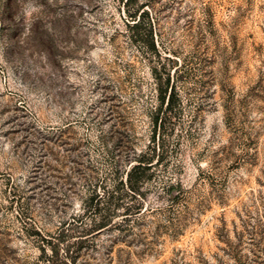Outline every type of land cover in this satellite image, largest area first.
<instances>
[{
	"label": "rangeland",
	"instance_id": "1",
	"mask_svg": "<svg viewBox=\"0 0 264 264\" xmlns=\"http://www.w3.org/2000/svg\"><path fill=\"white\" fill-rule=\"evenodd\" d=\"M125 1L0 0V264L58 241L74 264H264V0H139L159 55ZM156 70L177 99L153 141ZM162 137L145 195L87 234Z\"/></svg>",
	"mask_w": 264,
	"mask_h": 264
},
{
	"label": "trees",
	"instance_id": "2",
	"mask_svg": "<svg viewBox=\"0 0 264 264\" xmlns=\"http://www.w3.org/2000/svg\"><path fill=\"white\" fill-rule=\"evenodd\" d=\"M126 11H127V26L132 32L133 40L140 42L146 46V48L156 55L160 54V50L157 46V41L154 36L153 25L149 18V11L144 9V5L139 3V0H126L125 1ZM165 70V68H164ZM166 76L163 77V71L158 72L156 70V78L158 79L159 85V99L160 105L156 111L155 116L153 117V124L155 128L153 141L156 140L157 132L159 128H165L166 122L168 119V114L173 112L177 99V90L175 84L172 83L171 71H166ZM162 149L158 154L156 146L151 152L141 153L136 159V163L132 164L129 170L127 171L126 179L117 180L114 189L108 193L107 200H102L105 197L99 193H96L93 196V201L97 200V210L101 213V217L96 221L91 228L87 229V234H92L95 231L101 230L111 224L113 219L118 213V207L124 204V198L127 195L131 197H138L145 195L143 190L144 186L151 179L153 172L151 167L155 160L159 161L164 158L165 150V138L162 137ZM159 155L158 159L156 156ZM121 200V201H120ZM123 200V201H122ZM105 201V202H104ZM104 202V205L101 206V203ZM114 204V207L111 208V205ZM142 202L135 204H128L126 207L127 214H133L134 212L140 211ZM72 235L67 232L65 229L62 230V242L70 238ZM73 242L72 244H74ZM72 244H67V257L60 258V251L58 249V243L53 244V253L51 264H56L57 260H60V264H74L75 257L71 252Z\"/></svg>",
	"mask_w": 264,
	"mask_h": 264
}]
</instances>
